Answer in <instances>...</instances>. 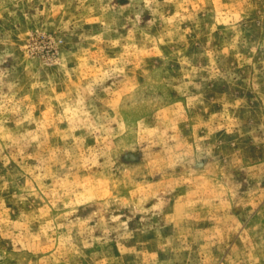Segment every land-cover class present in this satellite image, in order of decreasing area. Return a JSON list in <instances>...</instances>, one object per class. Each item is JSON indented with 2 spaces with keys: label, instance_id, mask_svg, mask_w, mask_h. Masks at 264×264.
Returning <instances> with one entry per match:
<instances>
[{
  "label": "rangeland",
  "instance_id": "1",
  "mask_svg": "<svg viewBox=\"0 0 264 264\" xmlns=\"http://www.w3.org/2000/svg\"><path fill=\"white\" fill-rule=\"evenodd\" d=\"M0 264H264V0H0Z\"/></svg>",
  "mask_w": 264,
  "mask_h": 264
}]
</instances>
